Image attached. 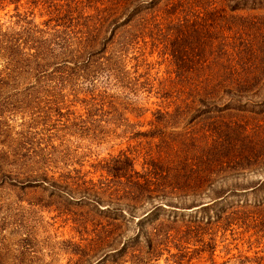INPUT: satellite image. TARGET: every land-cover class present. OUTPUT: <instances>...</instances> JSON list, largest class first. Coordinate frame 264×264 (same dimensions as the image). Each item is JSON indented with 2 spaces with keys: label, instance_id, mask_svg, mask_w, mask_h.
<instances>
[{
  "label": "rangeland",
  "instance_id": "rangeland-1",
  "mask_svg": "<svg viewBox=\"0 0 264 264\" xmlns=\"http://www.w3.org/2000/svg\"><path fill=\"white\" fill-rule=\"evenodd\" d=\"M127 13L129 25L100 22ZM197 84L219 109L200 112ZM217 139L197 203L164 201L147 220L161 200L132 218L106 194L94 201L111 159L141 171L144 157ZM228 144L258 164L234 176ZM262 181L264 0H0V264H264V192L218 205L210 191ZM116 238L122 254L101 246Z\"/></svg>",
  "mask_w": 264,
  "mask_h": 264
},
{
  "label": "trees",
  "instance_id": "trees-1",
  "mask_svg": "<svg viewBox=\"0 0 264 264\" xmlns=\"http://www.w3.org/2000/svg\"><path fill=\"white\" fill-rule=\"evenodd\" d=\"M137 6L139 5H135V8ZM136 16H137V13L135 14L127 13V14H124V16L108 15L107 17H103V18L101 17L100 22H102V20H103V23L106 21H110L109 25H112L115 28H118L120 26L129 25L135 20ZM83 54H84V51L82 53L77 51V54L74 56L75 57L74 59H76L75 62L77 65L83 62L88 63L90 65L94 64L91 58L93 52H88L85 55ZM80 59H83V60L80 61ZM192 88L195 92V93L194 92L192 93L196 95V97L198 96L199 98L204 97V101L202 102L203 109L200 112L203 113L205 111L206 113L207 111L211 112V109L212 110L219 109L216 107L217 104L214 102L215 97L211 95H207L205 92L204 86H201L202 88L201 89L200 86L197 84L193 86ZM226 93L230 94L231 90H226ZM202 94H204V96H202ZM211 103L215 105H212ZM226 105L227 106L225 107H229L232 104H226ZM220 132H221V129L219 128L214 131H210L208 133L209 135L206 138V141L207 139L213 138L214 134L219 135ZM212 142L214 143H211V144L204 143L203 144L199 142L200 145L198 146L197 150L191 151V153L189 152V154H186V152H184V156H178L170 160H163V159L158 160V158L153 159V157H150V158L144 157V162L142 164L141 171H139L136 168V160H137L136 158H131L127 154H122L118 158H113L111 159L110 163H107L106 166H103V170L106 171L107 173V178H105L107 179V182L106 183L101 182L100 185H96L92 183L93 187L98 186L97 191H95L97 195L94 196L96 197L94 201L97 204H99L101 202L99 195L106 194L108 195L109 199H112L115 205L127 208L129 210L128 213L130 214L132 218L133 212H136L139 208L143 207L145 203L152 204V202L156 201L157 199L161 200L159 204L154 205V208L152 210L144 214V217L142 219H147V220H149L150 218H153L154 216L157 217L158 212L165 209L164 201L174 200L176 204H181V203L184 204V203H187L188 201H191V202H188V204L197 203L198 201L197 197L201 196L197 188L199 187L197 186L199 185L198 183L205 179H208V178L210 179V177H212L208 175L207 176L203 175L202 174L204 172L203 170L206 169V167H209L210 164L217 161V159L212 160L211 157L208 156L209 154H207L206 149L212 150V148H214V150H216L217 152H222L224 149L222 148L224 145V142H219V139H217V142L219 143H216V141H212ZM228 146L229 144L227 145L226 151L230 150L232 154H235V156L231 157V159L230 158L227 159L229 161H226V162L224 161L222 163L227 165L228 163L233 162L234 167L237 170L242 171V172L235 173L234 176H242L244 173L243 171L245 169H249L254 164L255 166L258 164L257 163L258 157H259L258 153L252 156L251 155L245 156V154H243L242 152L238 154V150H237L238 146H236L235 144H230V146L229 147ZM183 147H184V144L174 145V148L177 151L181 150L180 152L184 151ZM217 162H220V161H217ZM165 167L169 169L167 171H163L164 170L163 168ZM227 177H231V176H223L222 180H225ZM214 182L215 180L213 181V183ZM192 187H196L197 189H191ZM210 191L212 195L211 198H213L212 202L214 204L219 205V204H222L221 201L226 200V198L230 196L242 195L246 197L247 193H250L256 196L258 193L264 192V181L259 182L255 184L254 186L243 188V189L234 188L233 190H230V191H225V190L217 191L214 189H210ZM107 209H110V208H107ZM173 209L178 210L179 207L173 206ZM218 211L221 214L225 211V209L224 207L219 206ZM110 213L114 217L120 216V217H123L124 219L126 218V214H127L126 211L117 209V208L110 210ZM206 219H211V216H209ZM196 221H199V220H196ZM138 222L141 224L142 220L139 219ZM161 226H163V222L159 224V227ZM157 231L158 230L155 229V233ZM142 237L144 238V242L146 243L147 247H151L152 239L150 238V235L141 231L139 235L136 236V239L138 238L141 239ZM170 237L171 236L169 235L166 237V239L177 241L178 243H180L177 246V248L181 247V244H186L190 241L189 239H187L184 242H181L182 241L181 238L176 240L177 236H174L171 239ZM118 245H119V241H117V238L113 240H110V239L104 240L102 241V244H101V246L105 247V249H108V248H113L110 250L119 249L117 252L122 254L125 248H114V247H117Z\"/></svg>",
  "mask_w": 264,
  "mask_h": 264
}]
</instances>
